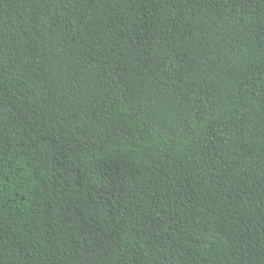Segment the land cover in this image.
<instances>
[{"label":"trees","instance_id":"1","mask_svg":"<svg viewBox=\"0 0 264 264\" xmlns=\"http://www.w3.org/2000/svg\"><path fill=\"white\" fill-rule=\"evenodd\" d=\"M0 264H264V0H0Z\"/></svg>","mask_w":264,"mask_h":264}]
</instances>
